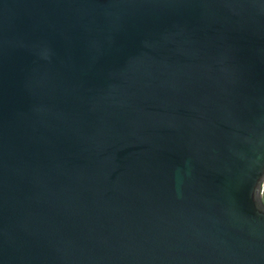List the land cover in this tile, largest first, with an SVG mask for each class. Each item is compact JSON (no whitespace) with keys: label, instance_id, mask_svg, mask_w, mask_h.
<instances>
[{"label":"water","instance_id":"95a60500","mask_svg":"<svg viewBox=\"0 0 264 264\" xmlns=\"http://www.w3.org/2000/svg\"><path fill=\"white\" fill-rule=\"evenodd\" d=\"M264 0H0V264H264Z\"/></svg>","mask_w":264,"mask_h":264},{"label":"trees","instance_id":"16d2710c","mask_svg":"<svg viewBox=\"0 0 264 264\" xmlns=\"http://www.w3.org/2000/svg\"><path fill=\"white\" fill-rule=\"evenodd\" d=\"M262 185H263V194H262V198H263V202H264V183H263Z\"/></svg>","mask_w":264,"mask_h":264},{"label":"rangeland","instance_id":"374dc122","mask_svg":"<svg viewBox=\"0 0 264 264\" xmlns=\"http://www.w3.org/2000/svg\"><path fill=\"white\" fill-rule=\"evenodd\" d=\"M262 194H263V185H262Z\"/></svg>","mask_w":264,"mask_h":264}]
</instances>
